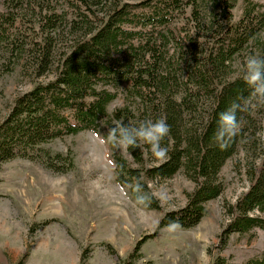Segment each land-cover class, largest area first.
Listing matches in <instances>:
<instances>
[{
    "label": "trees",
    "instance_id": "trees-1",
    "mask_svg": "<svg viewBox=\"0 0 264 264\" xmlns=\"http://www.w3.org/2000/svg\"><path fill=\"white\" fill-rule=\"evenodd\" d=\"M2 2L0 77L24 66L36 79L52 72L55 78L20 95L0 122V168L26 159L63 173L68 166L45 148L48 143L92 130L106 139L117 123L139 126L165 118L170 132L161 141L168 149L164 161L141 144L127 148L134 166L109 142L116 181L133 189L139 181L151 193L150 182L183 172L195 188L184 207L163 215L159 228L175 220L192 229L206 216L207 204L223 194L221 171L242 149L249 186L235 204H226L229 218L220 244L225 249L234 234L264 231V109L254 104L242 78L246 56L264 58V9L258 0H242L239 17V0ZM65 35L73 42L62 51L57 48L59 38L67 46ZM121 93L128 103L110 113ZM245 100L247 110L237 112L238 134L221 150L213 139L219 113ZM148 204L160 210L154 198ZM157 236H145L127 257L117 256L116 264H137L144 243ZM210 264H264V251L240 263L220 255Z\"/></svg>",
    "mask_w": 264,
    "mask_h": 264
},
{
    "label": "rangeland",
    "instance_id": "rangeland-1",
    "mask_svg": "<svg viewBox=\"0 0 264 264\" xmlns=\"http://www.w3.org/2000/svg\"><path fill=\"white\" fill-rule=\"evenodd\" d=\"M258 1L264 9V0ZM58 4L57 8L64 10L63 1ZM241 4L239 0L236 17L241 14ZM59 40L57 49L63 51L73 42V36L62 39L67 46ZM32 73L19 66L0 77V122L20 95L55 78L54 72L39 79ZM127 103L122 94L108 111L112 113ZM254 104L264 109V102L258 98ZM262 126L264 129V119ZM102 139L101 135L94 139L91 132H82L45 145L53 155L62 156L68 166L63 173L26 159L1 166L0 264H116L117 256L127 257L138 241L156 232L157 238L144 243L137 264H210L220 255L240 263L264 251L261 230L232 235L225 249L220 244L229 218L225 206L235 204L249 186L247 155L242 149L222 169L225 190L207 204L201 223L192 229L179 227L169 232L159 228L161 218L186 205L194 183L183 172L169 180L152 181L151 191L167 184L172 199L161 205L154 198L160 210L149 208L148 202L136 205L133 186H121L116 181L112 149L109 142L101 143ZM115 147L134 165L127 148Z\"/></svg>",
    "mask_w": 264,
    "mask_h": 264
},
{
    "label": "clouds",
    "instance_id": "clouds-1",
    "mask_svg": "<svg viewBox=\"0 0 264 264\" xmlns=\"http://www.w3.org/2000/svg\"><path fill=\"white\" fill-rule=\"evenodd\" d=\"M242 78L252 89L251 96L264 102V58L259 55L246 56L242 63ZM247 108V100L243 103L233 101L230 107L219 113L213 139L221 150L226 149L238 134L240 123L237 119V112L246 111ZM169 132L170 126L165 118L144 120L139 123V126L117 123L108 129L106 139L100 142H111L125 149L146 144L153 158L164 161L168 156V149L162 146L161 141ZM91 136L99 139V134L94 130L91 131ZM134 191L136 193L135 204L139 206L145 205L152 198L159 200L161 205L168 204L172 199L171 190L167 184L157 185L151 193H148L143 191L142 185L137 181ZM179 226L178 221L172 220L166 225V230L174 232Z\"/></svg>",
    "mask_w": 264,
    "mask_h": 264
}]
</instances>
